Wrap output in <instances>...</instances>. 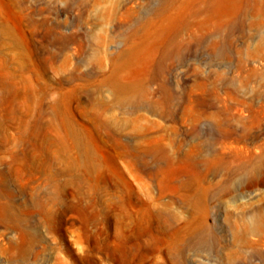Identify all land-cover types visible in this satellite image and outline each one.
<instances>
[{"label":"rangeland","instance_id":"374dc122","mask_svg":"<svg viewBox=\"0 0 264 264\" xmlns=\"http://www.w3.org/2000/svg\"><path fill=\"white\" fill-rule=\"evenodd\" d=\"M0 264H264V0H0Z\"/></svg>","mask_w":264,"mask_h":264},{"label":"bare ground","instance_id":"6f19581e","mask_svg":"<svg viewBox=\"0 0 264 264\" xmlns=\"http://www.w3.org/2000/svg\"><path fill=\"white\" fill-rule=\"evenodd\" d=\"M126 89L122 88L121 92H124ZM196 113L197 117H201L206 114V110H204L203 103L199 100L197 102H192L191 106L188 110V113ZM201 120V119H200ZM149 159L153 161L156 165H158L155 171H151V165ZM181 166H179V170L187 172L192 181L189 182L188 188L193 193L190 197V204L193 207L195 212H200L204 217L207 216V201L208 195L212 191L210 187H205L197 183L198 179V170L200 166V162L194 158L193 154L188 155L185 160L181 161ZM141 168L144 172H146L151 178H155L162 182L165 179L170 178L176 172V168L174 167V161L167 154L165 149L161 146L152 147L150 150L143 152L140 157ZM233 163V162H232ZM207 164V163H206ZM218 165H219V157H218ZM178 169V168H177ZM140 170V169H139ZM132 194V190L130 191V196ZM131 201V197H130ZM131 206L134 207L133 201L130 203ZM141 206V217L142 220H148L151 218L152 213L149 206L146 203H143ZM206 229V221L203 220L198 228H190L188 230L189 242L190 246L201 248L206 245V239L204 238V231ZM209 243V242H208ZM186 244V243H185Z\"/></svg>","mask_w":264,"mask_h":264}]
</instances>
